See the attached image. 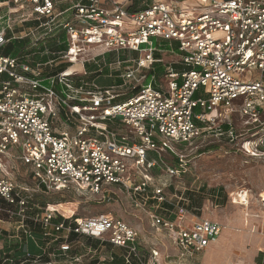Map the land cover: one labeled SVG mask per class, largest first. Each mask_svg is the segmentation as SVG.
Masks as SVG:
<instances>
[{
	"label": "built area",
	"instance_id": "built-area-1",
	"mask_svg": "<svg viewBox=\"0 0 264 264\" xmlns=\"http://www.w3.org/2000/svg\"><path fill=\"white\" fill-rule=\"evenodd\" d=\"M62 2L70 6L56 13ZM133 6L132 0H0V9L23 13L17 27L24 28L25 17L38 22L23 29L24 36L12 32L8 37L7 31H14L8 17L0 32V75L8 78L0 88V216L19 219V229L29 239L34 232L27 223L39 226L46 238L63 240L59 247L64 253L71 251L68 240L74 234L122 250L126 264L195 263L224 227L210 220L190 224V212L183 206L170 204L167 217L151 214L155 242L146 251L142 232L121 218L100 214L69 219L35 203L38 193L65 191L101 196L105 202L111 200L108 189L118 187L133 192L137 208L152 199L160 206L167 202L165 183L183 171L166 165L169 180L164 183L148 174L159 166L149 154L160 159L174 154L185 168L174 146L191 145L201 131L216 127L218 116L239 114L249 125L262 124L264 0H152L137 11ZM53 26L66 37L67 50L57 54L63 60L57 65H68L61 74L42 79L43 66L33 68L2 54L12 40L38 39V31L52 33ZM173 43L180 57L174 65L181 69L170 64L159 88L143 85V73L164 63L156 54H173ZM165 45L170 51L162 49ZM93 51L99 54L90 57ZM121 52L139 55L116 63V71L132 64L120 77L138 83L137 95L118 102L114 87L87 92L69 83L68 78L78 75L74 69L79 63L85 69L106 54ZM202 88L207 99H195ZM238 100L243 103L236 106ZM226 133L231 135L232 128ZM18 164L35 188L17 182L13 173L19 172ZM242 194L247 199V192L237 195L245 203ZM60 218L68 222L56 223ZM166 240L174 254L161 253L169 249Z\"/></svg>",
	"mask_w": 264,
	"mask_h": 264
},
{
	"label": "rangeland",
	"instance_id": "rangeland-1",
	"mask_svg": "<svg viewBox=\"0 0 264 264\" xmlns=\"http://www.w3.org/2000/svg\"><path fill=\"white\" fill-rule=\"evenodd\" d=\"M138 1L141 3L144 0ZM69 6L70 4L65 2L60 3L56 13L66 10ZM22 16L23 13L21 12H9L8 9H0V32L7 28L8 17H10L14 31L8 30L7 35L13 36L12 32H14L24 36L23 29L26 28V24L31 19L25 17L24 19L28 21L25 22L24 28L19 29L20 26L17 27L18 21ZM67 18L68 15H65L60 18V21H65ZM33 25H38V23ZM52 29V33H49V29L46 28L38 31L40 34L37 35V38L42 37L44 39L46 38L44 37L45 34L49 36L58 32L61 33L60 29H55V26ZM47 41L44 42L47 43ZM32 43L34 44L33 47L39 45L35 41ZM164 49L170 51L167 45L164 46ZM171 49L174 51L173 54L167 52L161 54L164 63L153 67L154 74L160 75L165 66L174 65L180 61L178 45L173 43ZM88 54L91 57L99 54V52L93 51ZM138 57V54L121 52L119 55L116 53L106 54L98 59L110 64L118 59L128 61L136 60ZM59 62H63V60H58L53 65L58 66ZM131 65H122L117 73H114L117 70L116 64L109 66L112 73L106 71L108 74L97 79L95 84L99 88L114 86L112 89L116 95L120 96L117 101L127 100L129 95L139 89V85L135 81L124 82L120 77L121 72L123 73L126 67ZM78 66L74 69L76 70L75 74L82 75L80 73L82 66L80 63ZM149 73L150 71L143 73L142 76H146L143 85L146 84ZM163 80L164 77L161 78L159 84H163ZM200 98L207 99L203 88L195 96V99ZM242 103L243 100H238L235 105L238 106ZM195 112L198 114L201 109L197 108ZM218 120L216 127L212 130L201 131L200 136L191 145L174 146L175 152L183 157L187 166L182 169L183 172L180 177L172 179L171 182L165 183L169 180L166 176L165 166H173L179 169L177 158L175 159L174 155L168 152L162 154L161 159L156 154H149L158 160L159 166L149 171L148 174L167 185L169 184L164 189L167 199L165 204L159 206L157 201L152 199L148 204H143L137 208L135 206L136 197L133 192L118 187L108 189L111 200L105 202L100 201L101 196L91 198L75 191H65L49 195L38 193L35 195V203L42 207L43 204L47 203L46 206L69 219L74 217L89 218L100 214H110L113 217L121 218L142 232L143 246L146 251H149V248L152 249V244L155 242L150 231L151 214L158 213L167 217L169 215L166 211L169 210L167 206H171L170 204L183 206L190 212V224L193 220H210L224 225L220 237L198 257L195 264H264V200L261 197L264 194V154H262L264 146L259 147L260 142L264 140V115L260 126L249 125L247 120L241 118L239 114L226 117L218 116ZM226 125L232 128L231 135L224 130ZM247 148H251L255 155L248 154ZM18 169L19 172L13 173L17 182L35 188V182L26 169L20 164H18ZM241 192H247L248 197L245 203H240L237 196ZM138 202H141L140 198H138ZM3 207L7 208L6 206ZM18 221L19 219H10L9 216L2 213L0 228L9 229L11 232L12 230L16 231L14 228L19 226L15 225ZM27 224L34 230V233L38 229V226ZM19 237L18 241L26 239L25 235H22V231L19 233ZM52 239L47 242L49 244L47 253H50L49 259L52 264H110L111 262L112 249L104 247L100 241L77 238L71 245V253L62 256L59 254L58 248L54 247L55 243ZM8 240L7 238L6 242ZM42 240L44 238L40 236L36 238L37 242ZM4 245L5 243H2L0 248H3ZM168 248V250L160 249L161 253L174 254L171 244ZM117 254L116 252V256ZM188 264H193V262Z\"/></svg>",
	"mask_w": 264,
	"mask_h": 264
},
{
	"label": "trees",
	"instance_id": "trees-1",
	"mask_svg": "<svg viewBox=\"0 0 264 264\" xmlns=\"http://www.w3.org/2000/svg\"><path fill=\"white\" fill-rule=\"evenodd\" d=\"M132 1L134 2V6L132 8L133 11H137L138 9H141L144 2H149V3L151 2L148 0H144L141 3H139L138 0H132ZM35 23H38V22L30 21L29 23L26 24V28L37 27L38 25H33ZM8 37H11V36L8 35ZM45 40H48L47 43L44 42ZM33 41H35L39 45L37 47H33V45H34L32 43ZM162 49L165 50L164 46L162 47ZM66 50H67V44H66L65 34L63 32H61V33L58 32V33H56V35H49L44 39L43 38L42 39L41 38L34 39L31 37V38H25L22 40H12L7 46H5L3 48L2 54L4 56H7V57L18 58V59L22 60L23 62H27L33 68H36L38 65L43 66L44 70L42 73V79H46L49 77H55V76L61 74L62 72H64L68 68V65L63 64V63L59 64L58 66L54 65L53 67L48 65L51 61H54V63L58 62L59 56L57 54L60 52H65ZM156 58L161 59V55L156 54ZM116 62L113 61L114 64H116ZM113 63L107 64L105 61H101V59L100 60L98 59L97 62H92V63L86 64V66H85L86 74L76 75V76L70 77V78H68V81L75 88L83 87V89L87 92L96 91L97 90V87L95 84L96 80L102 76L107 75L109 72H111V69L109 68V66L114 65ZM156 65H158V64H156ZM167 67L168 66H165L163 73L160 75L154 74L153 71H150V73L148 75L147 82L144 85L145 86L152 85L155 88H159V85H160L159 83H160L161 78L165 77L167 74V70H166ZM173 69L178 71L181 68L177 65H174ZM114 73H117V71ZM7 80H8L7 76L0 75V88H1L2 82L7 81ZM121 86H119V87H121ZM58 90H60V88H58ZM139 92H140V88L136 89L133 92V94L129 95L126 99H129L132 96L137 95ZM230 128L231 127L229 125L224 126V130L226 132H228L230 130ZM172 155H174V154H172ZM174 157H175V159L177 158L176 160H177L179 169L180 170L184 169V168H180V166H181L180 159L175 155H174ZM46 204L47 203H45V205L43 204V207H46ZM1 205L9 207L6 204H1ZM167 207L172 209L171 206H167ZM75 218H77V217H74V219ZM64 221L65 220H63V218H60L59 220L56 221V223H61ZM65 222H68V221H65ZM30 224H33V223L31 222ZM33 232H34V230H33ZM35 233L38 234L40 237L44 238V240H42V242L45 245L44 248H46L45 252H38V254L36 256H34V255L26 256V257L22 258V261H28L29 264H34V263L35 264H52L51 260L49 259L50 253H47L48 245H49L47 242H49L52 238L51 237L46 238L44 236L43 230L39 226H38V229H36ZM1 234L3 236L1 239L6 241L5 237L8 236V234L6 232H1ZM77 238L78 237L76 235L71 234L68 242L73 243L77 240ZM52 241H53V239H52ZM60 242H63V240ZM60 242L59 243L54 242L55 243L54 247L58 248L60 255L67 256V254H70L71 252H68V253L62 252L60 247H59ZM111 248L113 249L112 250L113 260L110 262V264H126L125 258H124V252L120 249H115L112 246H111ZM116 252L118 253L117 256H116ZM4 257L12 259V260L13 259L14 260L19 259V257L15 256L14 254L8 255V256H3V258ZM1 260H0V264H2ZM15 263L17 264L18 262L16 261Z\"/></svg>",
	"mask_w": 264,
	"mask_h": 264
},
{
	"label": "crops",
	"instance_id": "crops-1",
	"mask_svg": "<svg viewBox=\"0 0 264 264\" xmlns=\"http://www.w3.org/2000/svg\"><path fill=\"white\" fill-rule=\"evenodd\" d=\"M80 70H81L80 73H84V71L86 69L80 67ZM96 87H97V89H109V88H112L114 86H110V87H106V88H99L96 85ZM15 225H18V222H16ZM14 229L16 231L12 230V232H11L9 229L0 228V245H2V243H5L4 247L0 248V260L2 259L1 260L2 264H16L15 263L16 261L18 262L17 264H27L28 261H22V258L29 256V255L36 256L38 254V252H45L46 248H44V246H45L44 243L42 241L41 242L36 241V238L39 236L38 234L34 233L33 239L26 238V236H25V238H26L25 240L20 239L18 241L17 239L20 238L19 233L21 232V230L19 229V226H16V228H14ZM1 232H6L8 234V236H6L5 239L8 238L10 241L8 240V242H6L5 240L1 239L3 237ZM23 234L24 233L22 232V235ZM164 244L166 246H169V243L167 240L164 242ZM104 247H110V249H112L111 246L108 244L104 245ZM7 254L8 255L14 254L15 256H18L19 259H17V260L13 259L12 260V259H9L6 257L3 258V256H8ZM112 260H113V254L111 256L110 261H112ZM162 264H164V263L162 262ZM193 264H195V263L193 262Z\"/></svg>",
	"mask_w": 264,
	"mask_h": 264
},
{
	"label": "bare ground",
	"instance_id": "bare-ground-1",
	"mask_svg": "<svg viewBox=\"0 0 264 264\" xmlns=\"http://www.w3.org/2000/svg\"><path fill=\"white\" fill-rule=\"evenodd\" d=\"M243 201L246 200V197L244 195H242Z\"/></svg>",
	"mask_w": 264,
	"mask_h": 264
}]
</instances>
